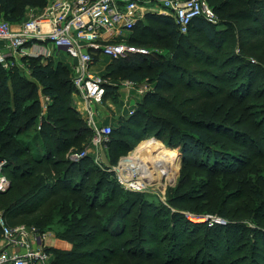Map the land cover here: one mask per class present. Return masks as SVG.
<instances>
[{
    "label": "trees",
    "instance_id": "trees-1",
    "mask_svg": "<svg viewBox=\"0 0 264 264\" xmlns=\"http://www.w3.org/2000/svg\"><path fill=\"white\" fill-rule=\"evenodd\" d=\"M219 1L208 0L216 12L224 15L226 9L217 5ZM239 2L245 6V11L250 13L251 17L246 13L233 17L229 14V19L247 21L250 24L243 37L245 47H249L247 52L264 50V44H260L264 41V0H239ZM47 3L48 0H0V17L3 14L6 21L17 23L27 8L42 9ZM131 33L133 35L128 38L130 44L135 46L165 44L171 48V57L161 60L150 55H132L120 60H112V64L107 68V74L115 77L124 73L125 79L134 82H142L146 77L154 74L155 90L143 100L136 118H142L148 108L163 116L162 122L174 130L165 142L169 146L179 148L186 176L187 173H192L191 170L209 172L217 178L236 176L242 172L243 168L253 165L255 159L264 158V154L255 152L249 158L250 151L257 147L254 142L255 135H249V133L240 135L233 131L234 136L230 137V141L240 146L243 152L218 150L214 147V139L211 135L216 131H210L211 127L207 123L189 120L182 112L189 106L200 108L205 102L209 104L217 102L228 107V113L224 114L226 121L231 120L235 115L246 114L249 108L245 105V101L254 95L251 93V85L252 87L257 85L259 77H264L262 65H252L256 70H251V65H243L244 61L237 55H228L226 51L230 40L223 38L224 35L218 31L217 26L201 18L192 22L187 34H182L171 17L150 13L136 25ZM197 34L201 35L197 37ZM189 35H194V38L187 41ZM191 54L195 56L193 61H189L192 59ZM260 59L264 60V55H261ZM40 60L41 58H31L29 62L30 71L36 83H27L22 86L19 84L16 87L18 92H29L26 100L32 99L33 103L27 105L21 113L17 110L10 113L2 108V113L6 114L3 118L0 117V159L7 160L8 165L4 168V174L11 181L7 191H0V212L5 211L9 224L17 225V220L14 219L19 217L31 218L39 215L46 202L59 194L78 193L80 200L87 208L100 209L103 212L102 216L90 215L92 219L99 221L100 225L93 226V229L87 231H85L88 228L87 224L78 226L77 229L80 230L78 234L67 231L66 227L65 234L61 236L73 241L79 239V241L75 243V249L71 252L50 250L54 254L53 264H237L239 259H233L228 263V257L222 255L221 245L217 246V241L218 244L231 241V236L235 233L233 226L236 223L223 226L221 229L207 226L201 231L200 226L190 221H187L186 225L176 219L175 214L168 215V213H166L167 217L149 219L142 223L137 218L128 221L133 208H139V211L141 208L147 209L151 205L149 201H145L143 207L138 200L134 199H127L125 203L120 201L115 203L120 183L114 172H102V176L90 185L89 176L92 171L87 168L85 159L75 163L60 157L76 145L74 141L77 137L72 135L76 129L72 130V128L83 124V120L75 110L65 104L67 100L65 89L75 91L72 78H69L70 71L64 67L53 68L51 64H44ZM235 60L240 65L233 74L219 75L229 67L228 63ZM184 61H187L186 66L183 65ZM190 64L196 66L192 73H189L187 69ZM6 72L0 67V73ZM244 81L247 83H242ZM234 82L242 83L239 89L238 86H233ZM4 84H7L6 78ZM37 85L53 100V104L48 105V111L41 123L40 137L45 145V153L41 158L31 160L26 157L27 150L15 143L12 138H18L26 133L39 119L42 105L37 100L39 92ZM246 89H248L247 92ZM220 116L221 114L216 118ZM21 121H24L23 125H19ZM228 121L226 123L229 125ZM4 123L8 125L2 130ZM261 123H264V118L261 119ZM15 124H18V127L12 132L11 128ZM61 124L63 126L60 127ZM139 124L147 126L144 120ZM128 132L124 129L114 130L112 133L111 138L112 140L114 138V141L111 140V142L122 146L118 150L120 156L131 150L132 139L137 137L136 132L139 131ZM151 132H155V135L163 140L165 132ZM144 135L148 136L149 131H145ZM189 182L190 179L187 180L185 177L181 188L188 186ZM204 185H207V182ZM103 194L105 201L99 203ZM210 197L211 192L206 191L200 201L205 202ZM262 197L256 181L249 186L248 183H237L232 191L225 193L224 207L221 204V208H208L205 212L214 213L225 219L250 218L259 228L262 227L260 230L250 229V234L254 235L259 231L262 235L260 245L254 246L259 252V248L264 247V200ZM243 199L244 201L241 202ZM91 201L94 203L91 204ZM179 201L181 204L192 205L198 200L188 193ZM170 203L174 205L177 200H172ZM238 203L240 204L235 205ZM232 204L235 207L227 210V206ZM104 220L106 225L101 227V222ZM119 222L124 224L120 223L122 229L117 231V227L114 226H117ZM113 224L115 229L111 231ZM171 224L174 226L170 230ZM188 224L193 228L188 227ZM129 225L133 227L132 234H137L138 230L139 234L142 233V241L138 239L136 242L131 238L121 240L127 234ZM152 230H156L154 238L146 240L144 235L153 232ZM159 232H164L161 238H159ZM200 232H203L202 236L199 235ZM187 235L195 236L192 240H188L185 237ZM102 236L107 238L100 241ZM1 237L0 227V239ZM111 237L114 238L112 242L109 240ZM237 242L240 244L235 254H245L247 259L248 252L255 253L256 248H250L245 240L240 239ZM210 251L212 252L210 257L203 259V256Z\"/></svg>",
    "mask_w": 264,
    "mask_h": 264
},
{
    "label": "rangeland",
    "instance_id": "rangeland-1",
    "mask_svg": "<svg viewBox=\"0 0 264 264\" xmlns=\"http://www.w3.org/2000/svg\"><path fill=\"white\" fill-rule=\"evenodd\" d=\"M53 1L54 0H48L47 5L42 9L31 7L27 8L22 15L20 14L22 17L19 19V21L12 24L18 25L26 20L37 17L39 13L44 11L45 8ZM217 5L226 9V13L224 15L218 12L216 13L220 21L217 25L218 31L222 32V34L224 35L223 38L225 40H230L229 48L226 51L227 53H229L228 55H237L240 60L244 61L243 65H251V70H256L252 65H262L264 69V60L260 59V56L264 55V50L247 52V48L249 47H245L244 45L245 41L243 40V37L247 27H249L250 24H248L247 21L242 20L231 21L228 17L230 16L229 14H231V17H233L235 15H242L244 13L251 17L250 13H247L245 11V6H243L239 2V0H220ZM0 20H5L3 14H1ZM229 20L231 21V23L229 22ZM131 35H133V33L126 36L129 38L131 37ZM199 35L201 34H197V37ZM192 38H194V35H189L187 41H190L189 39ZM195 43L197 44V42ZM262 43L264 44V41H262L260 44ZM138 47L146 49L151 57L157 59L162 60L164 58L166 60L171 57V48H168L165 44L159 45L157 43H153ZM61 55L64 56V58L62 59V61H64L63 63H59V60L56 59H41L40 62L44 64H51L53 68H66L70 71L69 78L71 79L73 76L70 63L72 62V59L64 52H62ZM191 57L192 59H190L189 61H193V57L195 56H192L191 54ZM30 60L31 58L18 60L16 59L11 62L8 68L4 69L7 71L5 74L0 73L1 118H3L6 114L2 113V108L4 109V111H10V113L16 110L20 111L21 113L23 112V109L25 110V107H27V105H31V103H33L34 100L32 99L26 100L27 93L29 92H18L16 88L19 84L22 86L27 83H36L30 71ZM108 63H110L109 59L103 62L102 66L99 67L100 71H103V74L104 72L108 71L105 69L108 66ZM186 64L187 61H184L183 65L186 66ZM228 64L229 67L219 75L233 74L234 71H236V68L240 65L237 60ZM187 69H189V73H192V70H195L196 66L190 64ZM183 74L185 75V73ZM152 75H150L152 76L151 78L150 76H148L142 82H138L137 88H142L144 90L148 89L149 94L152 93L155 90L156 86L154 74ZM104 76L105 81L108 83V85H106L105 94L102 97V101L100 103H97L96 105H93V109L97 110L98 121L101 125H111L115 131H121L124 129L125 131H129L128 133H132V131H139L136 132L138 133L137 137L132 139V147L130 145L131 150L120 156L118 150L122 146L114 142H111L107 146L101 148H95L93 145L94 132L93 129L89 127L87 114L85 113V105L82 101V96L78 95L73 90L71 91L65 89V96L67 97L65 104L69 105L79 114V117L83 120V124L76 127L73 126L72 130L76 129V131L72 134L74 137H77V139L74 141L76 145L60 157L64 158L67 161L73 162V156L75 154L83 152L86 153V156L83 159H85L86 161L87 168L92 171L89 176L90 185H92L96 181V179L102 176V172H109V169H112L111 172H114V175L119 181V177H122L119 171L122 159L130 157L141 143L146 142L150 138L157 139L158 142H160L168 150L165 151L166 154L161 159L165 174L163 176H160L158 174L156 178L161 182L159 183L158 181L151 185H138V187L136 186L133 188L129 187L127 183H125V185L119 184L120 188H118L117 190L115 203H117L118 201L125 203L127 199H134L138 200L140 206L142 204V207L145 201H149V203L151 204L147 209L141 208L140 211L139 208H133L128 221H132V219L137 218L140 223H142L149 219H160L161 217H167L166 213H168V215L175 214L176 219H179L182 223L186 224L187 221H190L194 225L198 227L200 226L201 231H203V227L207 226L221 229L223 228V226H231V223H236V225L233 226L235 227V233L231 236L230 242L222 241V244H218L217 241V246L221 245L220 247L222 248V255L224 254L226 255V257H228V263L230 261H233V259H239V261H237V264H264V247L259 248V252H257V247H254L255 245H260L262 241V235L259 231L254 235L250 234V229L260 230L262 227L259 228L250 218H243L241 220H238L232 217H230L229 219H225L223 217V219L226 221V224H214L213 226H210V222H208L207 217H221L215 215L214 213L205 212L208 210V208H221L220 205H223L225 193H229L230 191H232L237 183H248L249 186L250 183H254L256 181L258 184V190H261L263 196L262 199L264 200V158L255 159L253 165L243 168L242 172L236 176H222L217 178L212 173L196 170H191L192 173L189 172L186 176V173H184L182 155L179 148L169 146L165 142L169 138L171 131L174 132V130L162 122L163 116L148 108L146 110V114L143 115L142 118H136L138 116L137 114L140 105L148 95L145 98H142L140 103H136V98L132 97V95L135 94V91H129L130 89L126 88L125 86V83L129 80L124 78V73L118 74L115 77H110L108 76V74H104ZM5 78L7 79V84H4ZM242 83L247 82L244 81ZM242 83L234 82L233 86H238L239 89ZM37 86L39 88L37 100L42 105L39 119L37 123L26 133L19 136L18 138H12L14 139L15 143L21 145L24 149L27 150L26 157L30 158L31 160L41 158L45 153V145L43 144V141L40 137L41 123L43 116L46 115L48 111V105L53 104V100L49 98L47 94H45L44 90L39 85ZM109 88H111L110 91ZM245 91L247 92L248 89H246ZM251 91V93L254 94L253 97L247 98L245 101V105L249 108L248 112L244 115H235L233 118H231V120H227L229 122V125L224 119V114L228 113V107H224L222 103L211 102L209 104L208 102H205V104L200 108L189 106V108H184L182 112L189 120H194L200 123H207L208 125H210L209 127H211L210 131H216L211 133L214 139V147L216 149L242 153V148L230 141V137L234 136L232 134V132L234 131L236 133H240V135H244V133L255 135L254 142L256 143L257 147L253 148V150L250 151L249 158L252 157V153L254 152L264 154V123L260 124L261 119L264 118L263 76L259 77L257 85H254L253 87L251 85ZM133 109L134 115H130V112L133 111ZM219 114H221V116L216 118V116ZM142 120H144L145 124H147L146 127L145 125L140 126L139 123ZM23 123L24 121H21L19 125H23ZM7 125L8 123H4L2 130H4ZM61 126H63V124H61L60 127ZM17 127L18 124L13 125L11 131H15ZM145 131H149L148 136L144 135ZM151 131L165 132L163 135V140L159 139L155 135L156 133ZM64 136L65 135H63V137ZM112 141H114V138ZM185 177H187V180L190 179V182L188 186H186L185 188H181ZM205 182H207V185H204ZM161 184H165V187H161ZM206 191L211 192V197L209 198L210 200L208 199L205 202L200 201ZM188 193H190L193 198L198 201H196L192 205H189L187 203L181 204V201H179V199L184 195H187ZM104 194L99 200V203L105 201ZM175 199L177 200V203L171 205L170 201H174ZM243 201L244 199L241 200V202ZM92 203H94V201H91V204ZM240 203L235 205H239ZM235 205H228L227 210L229 208L235 207ZM41 212L42 213H40L39 215L33 216L31 218L19 217L14 220H17V225H25L28 228L36 229L39 234H41L45 239V245L47 246V249L49 251L56 250L59 252L73 251L75 249V243L79 241V239L73 241L70 238L61 236V234H65L66 227L67 231L69 230L77 234L78 232H80L77 227H82L84 224L88 225V228L85 231H87L88 229L91 230L93 229V226L97 227V225L100 224H98L99 221L97 222L95 219H92L90 215L93 214L102 216L103 214L100 209L91 210L90 208H87V206L80 200L78 193L73 195L59 194L56 197L51 198L48 202H46L45 207H43ZM0 216L5 217V211H1ZM120 223H122L121 225L124 224V222H119L117 226H114L113 224L110 228L111 231L115 229L113 228V226L117 227V231H120L122 229V227H120ZM105 225L106 222L104 220L101 222V227ZM173 226L174 225L172 224L170 225V230L173 228ZM188 227L193 228L189 224ZM132 228L133 227L129 225L126 232L127 234L121 240L131 238L136 242L138 241V239H141L142 241V233L139 234L138 230L137 234H132ZM81 230L83 231V229ZM152 231L153 232L148 233V235H144L146 240H152L154 238L153 236H155L154 233H156V230ZM163 233L164 232H159V238H161ZM199 235L202 236L203 232H200ZM194 236L195 235H187L185 237L186 239L188 238V240H192ZM106 238V236H102L100 238V241ZM240 239L242 241L245 240V243L247 242V245L250 248H256L255 253L251 254L250 252H248L249 254H247V259L245 254H235L236 248L240 244L239 242L236 243V241ZM109 240L112 242L114 241V238L111 237L109 238ZM211 253V251L208 252L207 255L203 256V259L210 257L209 255ZM243 259L246 260L242 261Z\"/></svg>",
    "mask_w": 264,
    "mask_h": 264
},
{
    "label": "built area",
    "instance_id": "built-area-1",
    "mask_svg": "<svg viewBox=\"0 0 264 264\" xmlns=\"http://www.w3.org/2000/svg\"><path fill=\"white\" fill-rule=\"evenodd\" d=\"M150 13L171 17L182 34H187L198 18L214 26L220 22L208 0H54L37 17L21 24L0 20V67L6 69L16 59H55L62 52L69 55L73 86L82 96L89 127L94 132L93 145L107 146L114 129L100 124L93 105L102 101L108 83L104 75L95 71V66L103 56L120 60L132 55H150L146 49L130 44L126 36ZM137 83L129 80L125 86L135 91L132 97L140 103L149 91L137 88ZM130 115H134V109ZM85 156L84 152L77 153L73 162ZM6 165L7 160L0 159L1 192L11 186L4 174ZM119 183L126 182L119 177ZM136 184L133 180L127 185L133 188ZM207 220L210 226L226 224L223 218L207 217ZM0 227V264L54 263V254L36 229L10 225L3 216Z\"/></svg>",
    "mask_w": 264,
    "mask_h": 264
},
{
    "label": "bare ground",
    "instance_id": "bare-ground-1",
    "mask_svg": "<svg viewBox=\"0 0 264 264\" xmlns=\"http://www.w3.org/2000/svg\"><path fill=\"white\" fill-rule=\"evenodd\" d=\"M165 151L168 150L155 138L141 143L130 157L122 159L119 168L122 178L127 184L135 180L137 187L158 181L160 183L161 181L156 178L158 174L160 176L165 174L161 163ZM161 187H165V184H161Z\"/></svg>",
    "mask_w": 264,
    "mask_h": 264
},
{
    "label": "crops",
    "instance_id": "crops-1",
    "mask_svg": "<svg viewBox=\"0 0 264 264\" xmlns=\"http://www.w3.org/2000/svg\"><path fill=\"white\" fill-rule=\"evenodd\" d=\"M63 58H64V56H63V55H60L59 57H57V58H55V59H56V60H59V61H58L59 63H63V62H64V61H62ZM107 59H109V62H110V63H108V66L111 65V63H112V59L109 58V57L103 56V57L100 58L99 63L95 66V71H96L98 74H101V75L107 74V73H106L107 71L104 72V74H103V71H100V68H99V67L102 66L103 62L107 61ZM70 63H71V62H70ZM65 64H66V63H65ZM71 64H72V63H71ZM108 66L105 68L106 70H107ZM105 69H104V70H105Z\"/></svg>",
    "mask_w": 264,
    "mask_h": 264
}]
</instances>
